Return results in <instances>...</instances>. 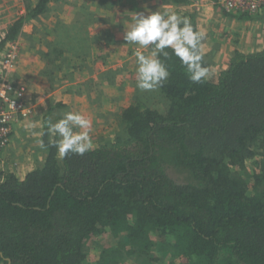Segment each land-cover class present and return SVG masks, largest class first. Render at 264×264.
Returning a JSON list of instances; mask_svg holds the SVG:
<instances>
[{
  "label": "trees",
  "instance_id": "16d2710c",
  "mask_svg": "<svg viewBox=\"0 0 264 264\" xmlns=\"http://www.w3.org/2000/svg\"><path fill=\"white\" fill-rule=\"evenodd\" d=\"M60 1L40 0L17 20L0 42V58L26 24ZM238 12L233 19L253 20ZM187 16L198 24L195 14ZM204 62L211 65L205 55ZM170 72L159 88L165 110L133 97L118 115L123 132L83 156L61 159L49 145L46 121L66 105L47 109L43 163L24 180L0 170V258L264 264V51L235 52L218 81L193 83L175 57ZM252 161L257 166L249 170Z\"/></svg>",
  "mask_w": 264,
  "mask_h": 264
},
{
  "label": "rangeland",
  "instance_id": "374dc122",
  "mask_svg": "<svg viewBox=\"0 0 264 264\" xmlns=\"http://www.w3.org/2000/svg\"><path fill=\"white\" fill-rule=\"evenodd\" d=\"M0 1V12L6 11L8 19L11 15H18L14 24L40 0ZM192 1L193 5L182 4L179 7L172 0H61L47 5L48 12L32 20L36 22L35 36L23 38L20 35L19 38L18 68L25 65L37 70L36 73L32 69L31 73L25 74L17 70L12 79L17 84L25 82L29 86L34 113L28 121L16 127L12 154L7 152L0 170L17 176L22 174L23 177L43 163L44 149L39 143L43 117L47 109L62 102L61 99L67 105L58 109L51 118L56 122L67 111L84 114L92 121L91 136L95 146L112 141L123 132L118 115L133 97H140L150 108L166 109L167 101L159 89L142 92L136 88L133 53L137 46L123 39L125 30L133 22V15L145 11V6L153 11H175L186 16L195 14L198 24L206 32L205 58L215 69V74L209 79L218 81L235 52L250 55L264 51V6L252 13L253 20H239L233 19L232 15L243 14L233 12L227 16L222 9L214 8L212 2V6L209 5L211 0ZM10 27L6 28L4 36ZM53 48L64 55L53 53ZM44 54H51L48 57L50 63L44 59ZM55 89L56 95L48 98ZM256 166L254 161L249 162L248 169ZM173 175L178 178L176 170H173ZM159 251L158 247L154 251L157 257L160 256ZM166 262L164 260L163 264ZM126 264L137 263L131 260Z\"/></svg>",
  "mask_w": 264,
  "mask_h": 264
},
{
  "label": "clouds",
  "instance_id": "9594fccd",
  "mask_svg": "<svg viewBox=\"0 0 264 264\" xmlns=\"http://www.w3.org/2000/svg\"><path fill=\"white\" fill-rule=\"evenodd\" d=\"M123 39L136 45V88L142 92L159 89L171 75L170 61L177 58L193 83H201L215 74V69L204 62L206 32L190 17L175 11L145 6V11L135 12ZM146 50V51H145ZM49 145L63 159L69 154L83 156L95 150L91 136L92 121L84 114L67 111L53 122L46 121ZM40 147L45 148L44 141ZM0 264H10L0 258Z\"/></svg>",
  "mask_w": 264,
  "mask_h": 264
},
{
  "label": "built area",
  "instance_id": "2783aa9c",
  "mask_svg": "<svg viewBox=\"0 0 264 264\" xmlns=\"http://www.w3.org/2000/svg\"><path fill=\"white\" fill-rule=\"evenodd\" d=\"M227 12L256 13L264 6V0H217L213 2ZM20 39L8 45L0 58V164L12 146L19 124L33 116L34 106L29 96V86L13 81L18 70L17 57L21 48Z\"/></svg>",
  "mask_w": 264,
  "mask_h": 264
},
{
  "label": "crops",
  "instance_id": "0c3cea01",
  "mask_svg": "<svg viewBox=\"0 0 264 264\" xmlns=\"http://www.w3.org/2000/svg\"><path fill=\"white\" fill-rule=\"evenodd\" d=\"M191 1V3H189L188 5H190V4H192L193 5V1L192 0H190ZM189 1V2H190ZM213 3V1L211 0L210 1V3H209V5L211 4V6H212V3ZM0 3H2L1 1H0ZM181 6V5H180ZM214 6V5H213ZM179 7V6H178ZM1 13V12H0ZM24 12H21V14H23ZM17 17H18V15H17ZM16 16H14V15H11V17L8 19V15H7V12L6 11H4V12H2L1 13V16H0V42L2 41V39H3V37H5L4 36V32L6 31V28L9 26L10 27V25H12L13 24V21L17 18ZM28 25V26H27ZM31 27H30V26ZM35 25H36V22H34V21H32V22H30V23H28V24H26L25 26H24V28H23V33H22V37L23 38H26V37H28V38H31V37H33V36H35V31H34V27H35ZM202 28V27H201ZM209 28H211V26H209ZM23 69V70H22ZM32 69H34V71H33V73H36V70L37 69H35V68H29V67H25V65H22L21 67H19L18 68V71H20V74L21 73H31L32 71ZM22 70V71H21ZM38 72V71H37ZM52 90V89H51ZM57 90L55 89L54 91H51L50 92V96L48 97V98H50V97H52V96H55L56 95V92ZM31 93V92H30ZM41 95H42V93H41ZM30 96V95H29ZM31 96H32V94H31ZM31 99V98H30ZM60 101H62L63 102V99H61ZM41 102V101H40ZM62 102H60V103H62ZM42 103V102H41ZM64 104H66L67 105V103L64 101ZM11 151V147H10V149H9V152ZM11 153V152H10ZM12 154V153H11ZM30 172V171H29ZM29 172H27V173H23L24 175H23V177L21 176L22 174H19V179L20 180H24V178H25V176L29 173Z\"/></svg>",
  "mask_w": 264,
  "mask_h": 264
}]
</instances>
